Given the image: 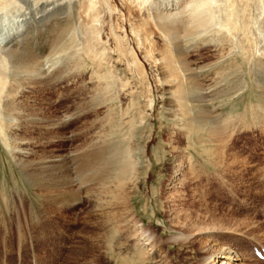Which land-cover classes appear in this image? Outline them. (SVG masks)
I'll return each mask as SVG.
<instances>
[{"label": "rangeland", "instance_id": "rangeland-1", "mask_svg": "<svg viewBox=\"0 0 264 264\" xmlns=\"http://www.w3.org/2000/svg\"><path fill=\"white\" fill-rule=\"evenodd\" d=\"M32 1L4 0L0 27L19 14L18 5L25 7ZM95 1L97 10L82 13L81 22L84 27L89 15H95L93 24L98 26L99 37L112 62L94 60L81 50L85 40L77 22L67 25L72 29L66 28L68 32L62 34L65 39L59 29L52 28L53 19L70 16L68 9L43 20L48 21L41 22V31L31 32L28 41H32H27V46L34 52L45 48L43 59H59V65L62 64L58 73L48 76L50 87L41 93L32 92L34 101L30 104L42 107L46 116L59 117L64 126L53 131L32 127L21 134H25L28 148L35 146L36 153L43 155L66 154L87 145L94 150L107 139L126 147L129 140L124 134L129 124L124 123L122 131L117 132L115 126L107 124V115H113L117 122L119 112L125 113L136 102L132 113L137 116L134 124L135 139L141 150L140 175L131 184L124 202L113 193L117 185L113 168L108 179H88L81 185L78 175H74L77 202L54 204L25 178L0 134V264H200L201 257L215 250L219 252L225 246L242 258V262L230 261V264H264L253 254L254 246L264 245V107L259 108L260 112L256 107L264 106V93L255 87L249 71L251 65L243 62L236 45L232 46L236 54L230 57L231 48L215 34L202 33L191 39L183 36L180 29L183 21L177 19L173 25L180 30L179 44L184 57L183 61L174 60L184 62L186 68H194L193 81L205 91L216 90V94L204 107L197 108L200 112L210 107L213 118L210 126L202 125V119L194 113L189 116L190 110L185 114L183 111L180 122L174 120L159 61L160 53L172 56V47L155 20L147 17L150 4H140L139 0ZM194 1H183L187 4L180 10L182 18L194 8ZM77 10L83 9L72 13ZM220 11L223 13V9ZM137 29L151 31L147 32L149 37L144 44L139 39L146 35H137ZM42 33L47 39H43ZM73 33L76 38L69 39ZM114 69L121 80L115 74L109 75ZM188 84L184 89L192 88ZM240 87L244 89L236 91ZM111 92H116L119 98L103 99ZM214 126L221 133H213L210 127ZM70 166L75 167L74 162ZM116 207L120 214L126 215L121 214L127 225L137 223L156 237L157 247L150 251V257L141 256L135 239H130L132 233L126 231V235L117 236L111 230L108 215ZM206 212L208 217L203 226L227 228L214 232L219 244L213 245L206 237L210 233L193 236L191 243L179 240L191 231H182L177 223L196 222ZM174 237L179 239L175 241Z\"/></svg>", "mask_w": 264, "mask_h": 264}, {"label": "bare ground", "instance_id": "bare-ground-1", "mask_svg": "<svg viewBox=\"0 0 264 264\" xmlns=\"http://www.w3.org/2000/svg\"><path fill=\"white\" fill-rule=\"evenodd\" d=\"M139 1H141L140 4L143 3V5H145L146 3L150 4L151 8L147 7L146 9L148 12L147 17L150 16V18L152 17L155 20L156 27L163 34L166 42L170 44V47H172L170 48L172 52V56L170 57L164 56L163 53L159 52V61H161L160 67L163 73V79L168 86L167 99L172 106L173 113L170 112L171 118H173L174 120L178 119L179 121L183 117V111L185 114V111L190 110L191 114L189 116L192 117L194 113V116L196 118L197 116H199V118L202 119V125H204L205 127L210 126V121L213 119L211 118L212 115L210 112V107L208 106L207 108H203L200 112L197 108L199 106L204 107L206 105L204 103L211 101V98L216 94V90L214 92L213 90H203L199 83L193 81L194 76H196V73L194 71L195 69L186 68L184 66V62H180V60L183 59L184 54L181 51L182 47H180L181 45L179 44V38L181 37L179 33L180 30L175 29L173 25L177 22V19H181L183 21V23H181L182 25H180V29L183 31V36H190L188 37L190 39L199 37L202 33V35L207 34L210 36L211 33L219 36L222 42H225L231 48V52L228 54L230 57L231 55L236 54L232 47L233 45H236V48L238 49L237 53L238 55H241L243 57V62L251 65V67H249V71L252 79H254L256 89H259L264 93V0H196L194 1V8L190 11V13H187L189 15L183 18L180 14V10L187 4V2L183 3V1L186 0ZM0 4V6H2L0 7V9L6 5V3H4V0H2V3L0 2ZM17 8L20 11L19 14L16 15L10 23L0 27V134H2L3 138H5L6 140V146L10 148V155H12V158L15 160V164L24 174L25 178L30 180L32 185L43 196H45L48 201H51L54 204H63L65 202H68L70 204L74 201L77 202V194L73 185L74 175H78V182L79 185H81L88 182V179H93L95 181L108 179L109 175H112V172H109L112 168L115 170V173L113 175L114 179L117 182L115 191H113V193L115 192L118 198L117 200H119L120 202H124L123 200L125 199V196H127L130 192L131 184H134V181L140 175L141 168V160L139 157L141 150L137 144V140L135 139L137 126L134 123L137 116L132 113V111H134L135 105H137L136 102L135 104L133 103L132 107L126 109L125 113H123V111L119 112L117 122H115V118H112L113 115H107V124L115 126L117 132L122 131V125L124 123L129 124V127L127 128L128 131L124 134L126 139L129 140V143L126 145V147H124L119 142L112 143V141L105 138L109 141V143L106 142L107 140H104L103 146H96L94 150H92L90 145H87L86 147H84V149L78 148L72 152H67L66 154L43 155L36 153L37 151L34 150L35 146L34 148L32 146L33 149L28 148L29 142L25 137V134H21V132L23 133V131L25 132V130L29 128L32 129V127L39 129L44 128L47 130L51 129L53 131L64 126L63 120H60L59 117H50L51 115L46 116L42 111V107L35 108L34 105L30 104L32 101H34L32 92L41 93L46 87H50V80L48 76L51 75V73L53 75L54 72L55 74L58 73L60 71V65L62 64L60 62L61 64L59 65V59H54V61L49 59L48 56V58L43 59L45 48L42 47L41 49H39V51L34 52L31 51L27 46L28 42L30 43L32 41H28V39H30L31 32L42 30L41 22H43V20H49L52 17V14H63V12L61 11H64V9H68V11L70 12V16L62 17L61 19L60 17L53 19L51 23L52 28L59 29L58 31H60V34L62 35L66 32V28H71L70 26L69 28L67 25L77 22L76 26H79L78 28L81 27V29L83 30L81 31V38L85 40V44H81V50L92 56L94 60L100 62H112L111 60L113 59L109 56L105 43H103L99 37V30L97 28L98 26H95V22L93 24V21L96 20L95 15H89V22L91 21V23L85 21L86 24L84 25V27L81 22V16H83L82 13L85 12L86 14L93 10H97L96 1L33 0L30 3H26L25 7L23 5H18ZM78 8L83 10H77L72 13L73 10ZM220 9H223V13H221ZM216 13H218V15H216ZM220 13L222 15H220ZM85 17H88V14ZM87 19L88 18H86V20ZM45 22L43 23L45 24ZM216 25L218 27L212 29ZM72 27L74 28V26ZM147 32L149 33L151 31H149L148 29H137L136 31L137 35L139 33L141 35H146L143 38L141 37L139 39V41H142L143 44L146 42L145 38L149 37L147 35ZM74 33L71 35L69 34L70 38L69 35H67V37L69 39L76 38ZM42 37L43 39H47L46 35H43ZM61 37H63V35ZM38 38H36V40ZM55 38L56 37L53 38V42H55ZM116 46L118 47V45ZM63 50L65 51L66 49ZM116 50L120 51L121 49L120 47H118ZM145 57H147V55ZM174 58L180 59L179 62L174 60ZM62 62L64 63V61ZM66 69L68 68L66 67ZM66 69H64V71ZM115 70L116 69H114L112 72H109V75L111 74L113 77L117 75V77H119L121 80L122 78L120 74L116 73ZM105 75H108V72ZM188 80H191L192 82H188ZM187 83H189L188 85H190L192 88H189L188 90L184 89ZM243 89V87H240L236 89V91H241ZM26 91H28L27 94H25ZM29 93H31V95ZM111 93L103 96V99L114 101V99L116 100L117 98H119V91L117 92L118 94L116 92ZM174 100L178 103L176 104ZM181 101L183 102V105H181ZM187 102L190 104H188ZM194 102H197L198 104H194ZM256 107L257 109H259L263 108L264 106L257 105ZM257 109H255L254 111H258ZM111 110L113 111L112 108ZM111 110L110 112H112ZM261 110L262 109H259V112ZM125 117H129V119L125 121ZM210 128L215 134L221 133L219 127L214 126ZM55 137L59 136L55 134ZM215 140L218 141L219 138L217 137ZM24 146L27 147L25 148ZM70 155H72L71 160H69ZM72 162H74L75 166L73 168L70 166V163ZM178 172H181L180 169L178 170ZM117 208L118 207L114 208L115 211H113V209L109 211L112 213V215H108L109 222L106 221V223L111 222L110 228L116 233L117 236H121V234L123 233L126 235V231H129L128 234L132 233L130 239H135V245L140 249L141 256L150 257V251L157 247V243L154 241V238L156 237L151 236L148 231L143 228V226H140L137 223H131L130 225H127L126 221L122 218L123 215L124 217L126 215L124 213H121L123 214L121 215ZM123 208L127 212L129 211L128 207ZM201 215L202 216L200 217L196 216L199 217L196 218V222H178V227L182 231L187 232L189 230L191 231V233L188 235H184L180 239L174 237V240L176 241L179 239L181 241L191 243V240L194 239L193 236L200 233H210V236L206 237L211 242H213V245L219 244V241L214 236V232L219 231L220 229L226 230L227 228H217L216 226L205 227L203 226V223H205V220L208 217L207 212ZM49 220L50 218H47V222H49ZM38 227L39 226L37 225V228ZM106 231L107 230H105V232ZM102 235H99V237ZM215 251L210 255L207 254L201 257L200 264H230V261L242 262V258L240 257L241 255L231 247L225 246L221 249V251Z\"/></svg>", "mask_w": 264, "mask_h": 264}]
</instances>
